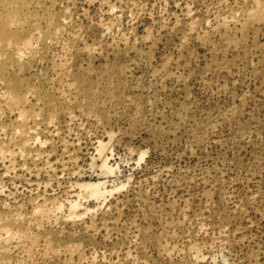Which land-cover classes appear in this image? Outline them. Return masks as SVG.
<instances>
[{
  "label": "rangeland",
  "instance_id": "374dc122",
  "mask_svg": "<svg viewBox=\"0 0 264 264\" xmlns=\"http://www.w3.org/2000/svg\"><path fill=\"white\" fill-rule=\"evenodd\" d=\"M6 147L0 264H264V0H0Z\"/></svg>",
  "mask_w": 264,
  "mask_h": 264
},
{
  "label": "bare ground",
  "instance_id": "6f19581e",
  "mask_svg": "<svg viewBox=\"0 0 264 264\" xmlns=\"http://www.w3.org/2000/svg\"><path fill=\"white\" fill-rule=\"evenodd\" d=\"M11 7V6H10ZM29 40L27 39V42H28ZM9 42V41H8ZM26 41H25V43L24 42H22L24 45L27 43ZM30 43V42H29ZM28 44V43H27ZM6 45V44H5ZM8 45V44H7ZM22 45V44H21ZM8 46H10V43H9V45ZM7 46V47H8ZM26 46V45H25ZM31 46V45H30ZM21 47H23V46H21ZM20 47V48H21ZM26 47H28V45L26 46ZM29 48V47H28ZM32 48V47H31ZM18 51V50H17ZM22 51V50H21ZM20 51V52H21ZM22 54V53H21ZM20 54V55H21ZM5 94H6V92H3L2 93V96H5ZM9 94V93H8ZM7 96H9V95H7ZM27 97V96H26ZM18 105V104H17ZM24 113H25V111H23L22 109L21 110H19V117L20 118H22L23 117V119H25L26 117H24L25 115H24ZM29 118V117H28ZM27 120V119H26ZM38 132V127L37 126H35V125H33V126H30V128H28L27 130H26V132L23 134L22 132H20V134H18V137H20L22 140H23V142L21 143V146H20V148L23 146V145H25L27 142H26V135L28 134V133H31V134H36ZM21 135V136H20ZM105 147H106V144L105 143H103L102 141H98V145H97V147H96V157L97 158H99L100 159V164H99V166L102 168V169H104V170H107V171H111V167L109 166V164H108V161H107V156H106V154H105ZM4 149V150H3ZM3 149H0L1 151H0V154H1V156L3 157V158H8V161H9V163H11V166H12V164H13V162L11 161V158H12V156H11V152H10V150H9V148H3ZM21 153H22V156H23V149L21 150ZM27 153V152H26ZM25 153V155H28V153L26 154ZM38 155V154H37ZM28 157V156H27ZM12 160H13V158H12ZM75 182V181H74ZM105 182V181H104ZM104 182H102V181H100V180H90V181H82V182H77V180H76V182H75V184H74V186L76 185L77 186V190H79V192L78 193H80V191H87L89 194L88 195H86V197L88 196L89 198H91L92 196H96V197H100V196H102V195H104L106 192H107V190H104L103 191V185H104ZM105 184H106V182H105ZM75 186V187H76ZM106 191V192H105ZM77 192V191H76ZM105 192V193H104ZM77 193V197L79 198V195L80 194H78ZM82 193V192H81ZM84 194H81L80 195V197L81 196H83ZM84 197V196H83ZM95 197V198H96ZM85 198V197H84ZM92 198H94V197H92ZM78 200V199H77ZM70 201V200H69ZM68 201V202H69ZM46 203V202H45ZM45 203H44V205H45ZM79 200L78 201H70L69 203H68V207H67V210L69 211V215H71V214H73L74 212H75V210L78 208V206H79ZM61 204H63V203H61ZM61 204H59V205H57V207L56 208H58L59 209V207L61 206L62 207V205ZM48 206V205H47ZM47 206L45 205V206H42V208H41V211H40V215L41 216H44L45 214H46V212L47 211H49V209L50 208H47ZM34 211H39V208H38V206H34ZM16 218V217H15ZM22 231H20V230H18V229H11L9 226H6V225H0V243H6V242H9V240L11 239V238H15L16 236H25L24 235V232H22ZM25 237H27V236H25ZM18 239H19V237H18ZM12 240V239H11ZM197 258H199L201 255H200V252L198 251V250H195L194 251V253H193Z\"/></svg>",
  "mask_w": 264,
  "mask_h": 264
}]
</instances>
